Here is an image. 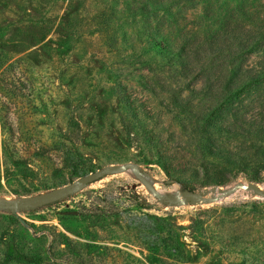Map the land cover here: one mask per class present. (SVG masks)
I'll use <instances>...</instances> for the list:
<instances>
[{"label": "rangeland", "instance_id": "rangeland-1", "mask_svg": "<svg viewBox=\"0 0 264 264\" xmlns=\"http://www.w3.org/2000/svg\"><path fill=\"white\" fill-rule=\"evenodd\" d=\"M138 1L147 0H0V115L9 127L0 120V203L45 198L85 174L126 163L164 199L189 186L206 192L240 183L264 190V173L256 172L230 171L224 185L207 184L201 165L218 162L202 153L189 129L209 101H186L205 79L192 66L185 71L151 54L146 33L157 21L150 12L131 16ZM174 14L187 29L201 8ZM258 61L252 55L249 63ZM117 90L134 110L125 109ZM241 98L247 110L258 111L264 83ZM56 140L65 148L54 150ZM75 159L87 172L70 173ZM236 194L210 205H165L128 171L45 207H0V264H44L43 250L61 234L82 247L86 264H159L162 258L165 264H264V207L245 205L264 200ZM147 215L181 227L184 258L173 262L161 249L151 254L144 244ZM197 219L203 224L193 233ZM57 237L54 255L62 260Z\"/></svg>", "mask_w": 264, "mask_h": 264}, {"label": "trees", "instance_id": "trees-1", "mask_svg": "<svg viewBox=\"0 0 264 264\" xmlns=\"http://www.w3.org/2000/svg\"><path fill=\"white\" fill-rule=\"evenodd\" d=\"M136 4L131 6L132 17L150 12L157 21L146 33V44L151 54L166 58L185 71L192 66L198 78L205 79L186 101L191 102L198 97L209 101L208 107L195 115L194 124L189 129L202 153L218 162L201 165L207 184L224 185L225 173L230 171L246 176L264 173V101L258 111H250L241 98L251 88L264 83V0H147ZM198 7L201 14L196 17L195 26L186 29L175 21L174 12ZM162 27L167 28L166 33ZM252 55L259 57L256 65L249 63ZM117 92L121 94L120 90ZM119 100L125 109L134 110L124 94L119 96ZM0 120L3 129H8L2 116ZM220 137L239 141V145L234 149L227 147L219 141ZM54 148L62 150L65 145L63 141L56 140ZM12 154H19V150L13 147ZM73 156L76 158L74 153ZM82 166L80 160H73L70 173L73 171L74 176L84 174L87 170H82ZM161 166L169 175L166 164ZM53 170L59 173L57 168ZM188 188L193 189L191 186ZM139 204L144 206L142 202ZM245 205L260 210L264 207L259 201ZM147 217L150 234L149 241L144 244L151 254L156 256L161 249L166 259L173 262L184 258L178 236L181 227L162 217ZM201 223L199 219L191 223L193 233L199 230ZM53 236L48 249L43 250L48 262L44 264H86L81 246V249L77 248L64 234ZM56 237L58 245L64 246L61 252L65 259L60 260L54 255ZM92 248L97 249L95 246ZM158 263L165 264L166 260L162 258Z\"/></svg>", "mask_w": 264, "mask_h": 264}, {"label": "water", "instance_id": "water-1", "mask_svg": "<svg viewBox=\"0 0 264 264\" xmlns=\"http://www.w3.org/2000/svg\"><path fill=\"white\" fill-rule=\"evenodd\" d=\"M131 171L134 173L135 177L139 182H141L153 195L161 201V203L170 206H183V205H210L220 203L224 198L235 194L239 191L251 192L257 198L264 200V190L258 188L256 185L248 184H235L230 187H226L220 191H217L216 188L214 191L206 192H196L192 190H183L177 196L170 197L167 199L162 198L148 183V181L143 177L139 168L131 163H126L122 165H112L105 166L100 170L90 172L79 177L76 181L72 182L68 186L59 188L54 193L48 195L45 198L36 199V200H27L21 201L18 203L15 202H3L0 203V207L9 210H25L32 208L45 207L50 204H53L57 201H60L69 195L74 194L78 189L100 181L104 177L112 174L122 173ZM170 181H167L169 183Z\"/></svg>", "mask_w": 264, "mask_h": 264}, {"label": "bare ground", "instance_id": "bare-ground-1", "mask_svg": "<svg viewBox=\"0 0 264 264\" xmlns=\"http://www.w3.org/2000/svg\"><path fill=\"white\" fill-rule=\"evenodd\" d=\"M237 193H239V192H237ZM235 196H237L236 193H235V194H232V195H230V196H228V197H226V198H224V200H229V199H231V198L234 199ZM235 198H236V197H235Z\"/></svg>", "mask_w": 264, "mask_h": 264}]
</instances>
